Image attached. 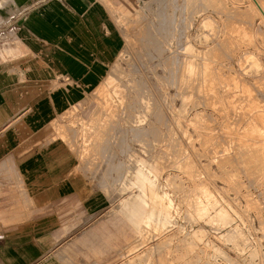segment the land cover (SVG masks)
<instances>
[{"label":"rangeland","instance_id":"374dc122","mask_svg":"<svg viewBox=\"0 0 264 264\" xmlns=\"http://www.w3.org/2000/svg\"><path fill=\"white\" fill-rule=\"evenodd\" d=\"M127 3L125 49L56 123L108 183L106 264H264V0ZM124 196L148 207L140 237Z\"/></svg>","mask_w":264,"mask_h":264},{"label":"crops","instance_id":"0c3cea01","mask_svg":"<svg viewBox=\"0 0 264 264\" xmlns=\"http://www.w3.org/2000/svg\"><path fill=\"white\" fill-rule=\"evenodd\" d=\"M9 1L0 0V264L115 262V250L98 242L108 183L91 168L99 163L77 159L56 123L109 75L128 39L114 13L130 19L132 0ZM118 212L140 237L148 207L124 196Z\"/></svg>","mask_w":264,"mask_h":264},{"label":"bare ground","instance_id":"6f19581e","mask_svg":"<svg viewBox=\"0 0 264 264\" xmlns=\"http://www.w3.org/2000/svg\"><path fill=\"white\" fill-rule=\"evenodd\" d=\"M5 1L8 2L9 0H5ZM0 3H1V2H0ZM5 3H6V2H5ZM5 3H4V4H5ZM9 3H10V1H9ZM11 3H12V2H11ZM218 4H219V3H218ZM6 5H7V4H6ZM0 6H3V5L0 4ZM9 6H10V5H9ZM3 7H4V6H3ZM3 7H2V8H3ZM7 7H8V5H7ZM0 8H1V7H0ZM14 9H15V8H14ZM209 52H210V51H209ZM202 100H203V99H202ZM97 124H98V123H97ZM199 165H200V164H199Z\"/></svg>","mask_w":264,"mask_h":264}]
</instances>
